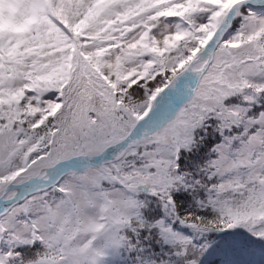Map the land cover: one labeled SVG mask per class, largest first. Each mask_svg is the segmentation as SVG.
<instances>
[{
	"label": "snow or ice",
	"instance_id": "snow-or-ice-1",
	"mask_svg": "<svg viewBox=\"0 0 264 264\" xmlns=\"http://www.w3.org/2000/svg\"><path fill=\"white\" fill-rule=\"evenodd\" d=\"M0 264H264V0H0Z\"/></svg>",
	"mask_w": 264,
	"mask_h": 264
}]
</instances>
